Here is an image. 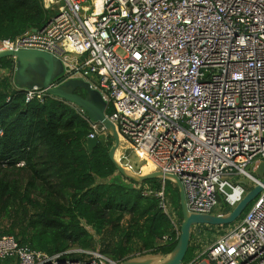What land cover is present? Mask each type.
<instances>
[{
  "label": "built area",
  "instance_id": "built-area-1",
  "mask_svg": "<svg viewBox=\"0 0 264 264\" xmlns=\"http://www.w3.org/2000/svg\"><path fill=\"white\" fill-rule=\"evenodd\" d=\"M42 1L56 15L41 30L0 41L1 51L51 53L65 81L90 82L112 107L106 115L121 142L179 177L190 212L224 215L221 200L234 209L248 193L236 179L261 184L248 168L256 173L264 162V0ZM25 92L27 102L49 95ZM78 108L88 139L107 141L106 127ZM158 196L169 214L164 189ZM218 233L188 264H264V186L234 228ZM73 253L83 258H67ZM0 261L119 264L99 251L49 255L13 236L0 238Z\"/></svg>",
  "mask_w": 264,
  "mask_h": 264
},
{
  "label": "trees",
  "instance_id": "trees-1",
  "mask_svg": "<svg viewBox=\"0 0 264 264\" xmlns=\"http://www.w3.org/2000/svg\"><path fill=\"white\" fill-rule=\"evenodd\" d=\"M55 15L42 0H0V41L41 30ZM14 68V59H0V238L13 236L49 255L99 251L118 263L172 252L182 222L179 188L160 179L139 184L118 173L109 157L113 139L99 140L90 151V123L78 106L53 96L27 102L15 85ZM123 147L121 142L118 152ZM22 172L26 178L18 176ZM163 189L169 214L158 196ZM232 210L221 200L220 212ZM229 227H195L184 264L204 248V242L196 243L195 229L215 233Z\"/></svg>",
  "mask_w": 264,
  "mask_h": 264
},
{
  "label": "water",
  "instance_id": "water-1",
  "mask_svg": "<svg viewBox=\"0 0 264 264\" xmlns=\"http://www.w3.org/2000/svg\"><path fill=\"white\" fill-rule=\"evenodd\" d=\"M33 31H37V29H33ZM5 57H10L15 61L14 81L17 87L24 91L34 88L44 89L50 96L79 106L93 121L100 122L106 127L109 136L113 139L109 157L115 164L118 173L139 184L151 179H160L172 182L179 188L182 222L180 236L172 252L167 255L147 253L127 259L119 264H184L195 227L204 225L213 227L235 225L263 191L264 162L256 170V177L261 181V184L254 186L232 212L224 215L190 212L187 207L185 189L178 176L164 174L157 170L148 174H138L120 162L117 158V152L121 146V137L116 125L106 115L108 102L100 91L92 87L90 82L80 78L65 81V66L62 60L48 52L36 49L0 51V59ZM79 89L85 91V96L77 94ZM98 145L99 139L97 138L88 139L87 141V147L90 151L94 150Z\"/></svg>",
  "mask_w": 264,
  "mask_h": 264
},
{
  "label": "rangeland",
  "instance_id": "rangeland-1",
  "mask_svg": "<svg viewBox=\"0 0 264 264\" xmlns=\"http://www.w3.org/2000/svg\"><path fill=\"white\" fill-rule=\"evenodd\" d=\"M122 143L124 147L120 150V152H118L117 158L124 166L128 167L129 169L133 170L138 174H148L156 170L154 167L149 165L148 161L145 160L143 155L137 154L136 151L131 146L125 144L124 142ZM248 170L251 173L256 174L251 167H249ZM18 176L20 178H26V173L22 172ZM236 180L242 185H244V187L247 189L248 192L254 187V184L251 182V180L245 176L240 177ZM215 213H218V210H216ZM230 228L231 229L234 228V225H231L229 229ZM195 232L196 234L201 236L200 237V239L202 240L201 245L204 242V248L211 245L220 235L218 231L212 233L210 232V230H206L205 232L202 233L199 230L195 229Z\"/></svg>",
  "mask_w": 264,
  "mask_h": 264
},
{
  "label": "bare ground",
  "instance_id": "bare-ground-1",
  "mask_svg": "<svg viewBox=\"0 0 264 264\" xmlns=\"http://www.w3.org/2000/svg\"><path fill=\"white\" fill-rule=\"evenodd\" d=\"M0 47H1L0 49L2 50L3 46H2L1 43H0ZM1 50H0V51H1ZM136 153L139 154L138 152H136ZM149 165H151V164L149 163ZM151 166H152V165H151Z\"/></svg>",
  "mask_w": 264,
  "mask_h": 264
},
{
  "label": "clouds",
  "instance_id": "clouds-1",
  "mask_svg": "<svg viewBox=\"0 0 264 264\" xmlns=\"http://www.w3.org/2000/svg\"><path fill=\"white\" fill-rule=\"evenodd\" d=\"M16 85V84H15ZM19 88V87H18ZM22 90V89H21ZM24 91V90H23ZM48 96H50V95H48ZM77 106V105H76ZM79 107V106H78Z\"/></svg>",
  "mask_w": 264,
  "mask_h": 264
},
{
  "label": "flooded vegetation",
  "instance_id": "flooded-vegetation-1",
  "mask_svg": "<svg viewBox=\"0 0 264 264\" xmlns=\"http://www.w3.org/2000/svg\"><path fill=\"white\" fill-rule=\"evenodd\" d=\"M79 90H77V92H78Z\"/></svg>",
  "mask_w": 264,
  "mask_h": 264
}]
</instances>
